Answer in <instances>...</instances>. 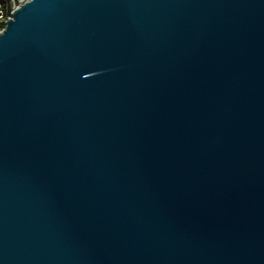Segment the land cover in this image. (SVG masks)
Masks as SVG:
<instances>
[{
    "label": "water",
    "instance_id": "95a60500",
    "mask_svg": "<svg viewBox=\"0 0 264 264\" xmlns=\"http://www.w3.org/2000/svg\"><path fill=\"white\" fill-rule=\"evenodd\" d=\"M0 264H264V0L17 6Z\"/></svg>",
    "mask_w": 264,
    "mask_h": 264
},
{
    "label": "built area",
    "instance_id": "2783aa9c",
    "mask_svg": "<svg viewBox=\"0 0 264 264\" xmlns=\"http://www.w3.org/2000/svg\"><path fill=\"white\" fill-rule=\"evenodd\" d=\"M28 0H0V32L6 27L7 20L12 17L13 10Z\"/></svg>",
    "mask_w": 264,
    "mask_h": 264
}]
</instances>
